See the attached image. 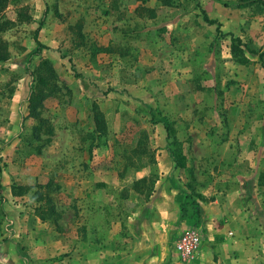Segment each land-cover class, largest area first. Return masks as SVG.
Segmentation results:
<instances>
[{
	"label": "rangeland",
	"instance_id": "obj_1",
	"mask_svg": "<svg viewBox=\"0 0 264 264\" xmlns=\"http://www.w3.org/2000/svg\"><path fill=\"white\" fill-rule=\"evenodd\" d=\"M241 2L0 0L8 53L0 59V205L8 202L14 216L4 212L8 238L15 223L43 225L63 246L53 264H63L83 225L127 222L163 190L178 189L187 215L170 236L172 258L180 259L174 244L183 231L201 233L202 252L212 233L231 235L225 224L233 223L238 255L225 258L220 244L217 264H264V0ZM204 11L258 54L241 46L235 55L231 37L219 35ZM43 60L57 77L35 116L33 72ZM93 104L109 128L98 146Z\"/></svg>",
	"mask_w": 264,
	"mask_h": 264
},
{
	"label": "crops",
	"instance_id": "obj_2",
	"mask_svg": "<svg viewBox=\"0 0 264 264\" xmlns=\"http://www.w3.org/2000/svg\"><path fill=\"white\" fill-rule=\"evenodd\" d=\"M3 187H6V184L3 183ZM8 188L7 185V198L11 196ZM185 200V194L178 189L163 190L157 198L153 197L152 208L149 205L138 211H131L127 222L114 221L112 226L107 223L104 229L98 225L92 228L83 225L76 244L70 251L68 248L64 251V254L70 255L65 258L63 264H217L218 257H222L216 252L220 244L222 245L219 251L225 258H236L238 254L233 250L239 247V244L234 241L238 239L234 234L238 233V229L234 228L233 223L231 226L224 223L225 227L230 229L231 235L216 238V233H212L209 237L213 242L212 247L202 251L193 261L176 260L170 256L168 242L178 221L184 225L181 211ZM15 211L18 212L17 209ZM2 212L6 213V220L14 218L8 202L0 205V213ZM206 222L212 223L204 217L203 223ZM7 228V224L0 226V264H53L62 251L63 246L57 240L56 232L45 231L43 225L29 227L15 223L11 231L13 234L9 238ZM232 236L234 237L231 238ZM239 250L242 254L245 251ZM242 264L247 263L243 261Z\"/></svg>",
	"mask_w": 264,
	"mask_h": 264
},
{
	"label": "trees",
	"instance_id": "obj_3",
	"mask_svg": "<svg viewBox=\"0 0 264 264\" xmlns=\"http://www.w3.org/2000/svg\"><path fill=\"white\" fill-rule=\"evenodd\" d=\"M259 1L260 0H251V1L242 0V2L240 4H241V6H246L248 4L258 3ZM203 15H204V20L208 24H210V25L216 24L217 25L216 29H217V32L219 35L231 37V40L233 42L232 50H233V53L235 55L238 54L239 50H241V46H245L251 54H254V55L258 54V52L256 50L251 49L246 44H244L240 37L234 35L233 33H224L221 29V27H222L221 23H219L216 19L210 18L205 11L203 12ZM40 30H41V28H38L35 32V40L37 43V49H36L37 53H40L43 48H46V45L43 44L38 38V33ZM6 48H7V43L2 42L0 40V59H2V60L6 59L8 56V53L5 51ZM260 57L263 58L264 55H260ZM241 62L244 64L247 62V60L241 59ZM33 73L36 75V77H35L36 85L34 86V89H33L32 94H31L30 106L32 109V114L37 116V109L40 107L43 100L52 94L51 90H52V87L54 85L53 80L55 81L57 75H56L55 69L53 68L51 61H49V60H43L40 63L39 67ZM92 111H93V113H92L93 133H94V137H95L94 144H95V146H98L100 144L99 141L103 138H106V135H108L109 128H108V124H107V121L105 119L104 113L97 107L96 104H93ZM173 156H175L174 161L176 163V166L181 167V168H184L186 166V163H185L186 158L183 155H181V153L177 152ZM16 187L17 186L13 187V194L14 195L18 194L17 191H16L17 194L14 192V188L16 189ZM45 200H47V199L45 198ZM49 202H51L50 198H49V200H47V203H49ZM51 210H52V212H55L54 207H51ZM43 211H44V209H42V212ZM181 212H182L181 218L185 220V217L187 215L185 205L182 206ZM41 218L43 221L46 219L45 215H42V214H41ZM4 219H5V214L4 213L0 214V226L3 224Z\"/></svg>",
	"mask_w": 264,
	"mask_h": 264
},
{
	"label": "built area",
	"instance_id": "obj_4",
	"mask_svg": "<svg viewBox=\"0 0 264 264\" xmlns=\"http://www.w3.org/2000/svg\"><path fill=\"white\" fill-rule=\"evenodd\" d=\"M203 237L195 229L183 231L174 244V252L183 261H193L201 252Z\"/></svg>",
	"mask_w": 264,
	"mask_h": 264
}]
</instances>
